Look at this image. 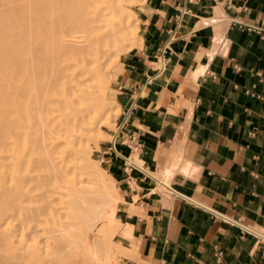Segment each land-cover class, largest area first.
<instances>
[{
	"label": "crops",
	"instance_id": "1",
	"mask_svg": "<svg viewBox=\"0 0 264 264\" xmlns=\"http://www.w3.org/2000/svg\"><path fill=\"white\" fill-rule=\"evenodd\" d=\"M140 20L118 118L140 170L111 161L127 263L264 264V0H147Z\"/></svg>",
	"mask_w": 264,
	"mask_h": 264
},
{
	"label": "bare ground",
	"instance_id": "2",
	"mask_svg": "<svg viewBox=\"0 0 264 264\" xmlns=\"http://www.w3.org/2000/svg\"><path fill=\"white\" fill-rule=\"evenodd\" d=\"M124 4L0 0V198L29 216L25 237H43L57 258L88 241L99 260L96 210L86 205L115 222L111 196L96 181L99 171L81 161V144L94 124L101 129L109 122L107 111L91 105L90 74L131 35Z\"/></svg>",
	"mask_w": 264,
	"mask_h": 264
},
{
	"label": "rangeland",
	"instance_id": "3",
	"mask_svg": "<svg viewBox=\"0 0 264 264\" xmlns=\"http://www.w3.org/2000/svg\"><path fill=\"white\" fill-rule=\"evenodd\" d=\"M146 3L147 0H125L123 18L131 35L128 40L118 46L119 49L117 48L104 58H100L98 63L92 67L90 74L89 86L93 92L90 100L91 105L95 110L107 111L109 122L101 129L94 124L89 135L84 136L81 149L86 153L83 154L84 156L81 155V161L84 165H91L99 171L96 181L99 186H104L110 194L109 209L114 212L115 219L113 224H109L101 215H98L96 206L86 205L88 208L96 210V213L94 212L96 216L94 220L96 221L95 246L99 250V260L92 259V247L88 241L79 243L73 252L74 256L72 254L70 257L66 256L67 258L64 256V258L60 255L57 258L58 253L55 252L51 244L45 243L43 237L37 236L33 240L25 237L29 216L20 217L15 204L4 207L0 198V264H40L41 262V264H50L52 260L54 263L56 258L55 264H71V262L72 264H128L127 260L131 258L132 254L122 242L120 232L123 225L118 222L119 210L124 201L120 198L109 156L117 134L118 118L121 115L119 101L128 88L124 64L129 56L142 48L140 13L146 9ZM137 163L140 166L141 162ZM11 174L10 171L8 176L11 177ZM2 180L3 172L0 170V186ZM88 200L93 204L99 202L96 198ZM124 234L128 237V234ZM39 244L40 246H38ZM70 258L71 262H69Z\"/></svg>",
	"mask_w": 264,
	"mask_h": 264
},
{
	"label": "built area",
	"instance_id": "4",
	"mask_svg": "<svg viewBox=\"0 0 264 264\" xmlns=\"http://www.w3.org/2000/svg\"><path fill=\"white\" fill-rule=\"evenodd\" d=\"M120 148L129 151L124 154L119 150ZM141 150V144L134 132H124V127L117 124V134L110 149L109 162L117 161L120 165L122 172L126 176V180H130L133 172L140 170L138 165V155Z\"/></svg>",
	"mask_w": 264,
	"mask_h": 264
}]
</instances>
